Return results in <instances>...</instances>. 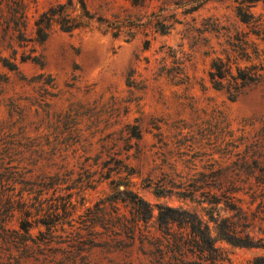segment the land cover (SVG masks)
<instances>
[{"label":"rangeland","instance_id":"1","mask_svg":"<svg viewBox=\"0 0 264 264\" xmlns=\"http://www.w3.org/2000/svg\"><path fill=\"white\" fill-rule=\"evenodd\" d=\"M64 1L37 0L31 5L29 41L23 47L16 36L3 38L0 28V56L18 63L13 71L0 61V121L12 109L29 135H43L44 152L49 153L54 144L60 149L53 160L33 166L32 176L66 171L72 172V178L79 173L89 176L95 188L83 192L88 206L126 182L128 189L152 204L184 206L200 214L196 199L202 194H220L232 182L244 190L255 183L264 168V86L230 100L208 81L212 59L225 58L223 50H230L236 31L251 29L235 17V0H206L187 13L182 11L192 8L189 0H143L140 5L133 4L140 0H87L92 10L109 19L120 12L145 20L163 10L176 12L179 22L164 34L151 26L139 28L130 39L123 33L112 37L88 28L67 33L53 26L43 43L33 40L34 18L50 3ZM254 10L264 17V4ZM256 42L264 47V42ZM9 44L16 53L6 47ZM31 48L32 54L41 55L42 67L19 61ZM39 73L41 78L32 81ZM39 102L50 103L56 112L73 105L80 113L70 124L43 122L36 129ZM218 116H224L228 125L224 133L216 122ZM68 125L79 132V138L65 148ZM239 176L246 182L241 183ZM194 179H200L195 199L183 196ZM160 185L167 191L164 196L154 193ZM239 196L244 204L250 200L248 194ZM217 244L233 263L264 255L263 250L224 241ZM147 263L135 252L94 248L90 253V264Z\"/></svg>","mask_w":264,"mask_h":264},{"label":"trees","instance_id":"2","mask_svg":"<svg viewBox=\"0 0 264 264\" xmlns=\"http://www.w3.org/2000/svg\"><path fill=\"white\" fill-rule=\"evenodd\" d=\"M36 1L0 0L3 38L16 36L20 47L26 45L23 42L29 41L26 36L29 9ZM189 1L192 8L182 13L195 10L206 0ZM259 3L264 4V0H235V17L251 29L236 31L235 42L229 43L230 50H223L225 58H213L208 70L211 88L223 91L230 100L264 86V47L256 42H264V17L254 10ZM162 11L151 13L145 20L131 19L120 12L109 19L92 10L87 0L50 3L33 20V40L43 43L53 26L67 33L83 28L109 33L112 37L123 33L128 39L136 30L147 26L164 34L179 20L176 12ZM6 47L16 53L12 45ZM33 51L31 48L29 53H23L19 61H31L42 67L41 55L32 54ZM0 61L9 70L18 69L15 61L1 56ZM42 75L39 73L32 81ZM38 107L41 116L36 129L43 122L70 124L80 113L73 105L63 112L53 111L47 102H39ZM36 114H40L39 110ZM216 122L226 132L225 117L220 116ZM68 126L65 148L79 138V132ZM136 130L135 135L139 137L137 127ZM42 140L43 135H29L21 116L15 117L12 109L8 118L0 121V264H90L94 248L107 253L135 252L147 264H264V255L233 263L217 244L224 241L235 247L264 251V168L247 190L232 182L220 194H202L203 198L196 199L202 214L184 206L152 204L128 189L126 182L88 206L83 192L95 188L89 176L79 173L72 178L71 171L52 176L31 175L33 166L43 160H53L60 151L54 144L49 153L44 152ZM246 164L243 162L242 166L251 169ZM199 181L194 179L183 196L195 199ZM239 181L245 183L246 179L239 176ZM166 192L162 185L154 191L156 196H164ZM239 193L248 194L250 200L244 204Z\"/></svg>","mask_w":264,"mask_h":264}]
</instances>
